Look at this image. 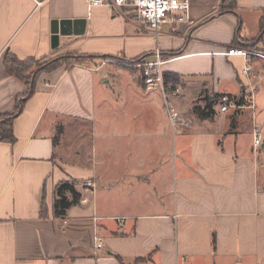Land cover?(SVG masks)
Listing matches in <instances>:
<instances>
[{"label":"crops","instance_id":"0c3cea01","mask_svg":"<svg viewBox=\"0 0 264 264\" xmlns=\"http://www.w3.org/2000/svg\"><path fill=\"white\" fill-rule=\"evenodd\" d=\"M234 1L233 10L219 13L220 0H192L186 20L153 34L105 7L87 10L85 0H0V114L24 91L4 70L6 53L20 60L86 56L40 72L14 118L16 140L0 141V264H264V142L255 149L250 133L233 130L245 100L237 112H220L218 99L237 102L251 92L264 125V105L255 98L264 88L263 57L224 54L259 36L264 53V0ZM53 20L63 29L55 47ZM155 49L165 59L163 73L179 75L184 97L193 88L194 96L202 93L200 105L181 111L169 98L174 88H164L166 100L189 114L187 130H170L165 100L158 88L145 87L141 71L118 78L93 63L153 60ZM210 102L212 115L194 114ZM85 135L88 166L74 160L81 144L73 152L72 144L62 145ZM70 178L81 182L80 202L54 218V185ZM87 180L89 196L81 190Z\"/></svg>","mask_w":264,"mask_h":264},{"label":"built area","instance_id":"2783aa9c","mask_svg":"<svg viewBox=\"0 0 264 264\" xmlns=\"http://www.w3.org/2000/svg\"><path fill=\"white\" fill-rule=\"evenodd\" d=\"M192 0H85L87 10L94 7H105L106 9L116 12L120 15L132 17L144 26L148 27L153 34H157L163 24L184 21L188 18V8ZM224 54H237L243 57L256 55L264 58V54L252 52L247 49L234 48ZM153 60L140 57L138 67L140 68L143 82L149 88L159 87L164 90L163 70L161 68L163 60L158 50H155ZM248 68L242 70L247 73ZM166 94L164 95V97ZM219 99V111L226 112L231 108L239 107L233 98L222 94ZM165 100L166 115H168L169 127L173 131H181L191 127L190 120L181 115L168 100ZM249 106H253V103ZM263 135L253 134L252 143L254 148L262 145ZM100 244L101 238L97 239Z\"/></svg>","mask_w":264,"mask_h":264},{"label":"trees","instance_id":"16d2710c","mask_svg":"<svg viewBox=\"0 0 264 264\" xmlns=\"http://www.w3.org/2000/svg\"><path fill=\"white\" fill-rule=\"evenodd\" d=\"M228 0H220L219 5H218V12L223 13L226 11H229V9L233 10L232 8L235 5L234 0H229L230 6L227 8H224V5H226ZM232 5V6H231ZM208 18H205L202 20L205 21ZM200 23V22H199ZM261 23V29H264V25L262 21L260 20ZM260 39V36H259ZM258 39V40H259ZM258 40H254L253 44L255 45L258 43ZM252 44V45H253ZM250 45H244L243 48H247ZM242 47V46H241ZM178 52H173L171 55H175ZM65 56H70V58H77V61H80L81 58L86 57L83 55L80 56H74V55H65ZM64 56V57H65ZM142 57V56H140ZM63 58V57H62ZM3 66L5 72L7 74L12 75L15 77L18 81L22 82L24 84V91L22 94L18 95L14 99V107L11 111H7V113L0 114V141L6 142V143H13L16 138L15 135L13 134L12 130V125L14 118L20 114L22 111V108L24 106V101L29 98L35 91L34 89V84L36 81L37 76L40 74L42 71H50L51 69L62 65L58 63V60H52L51 62H48L44 65L41 66H36L33 68L36 59L30 58V59H17L15 56H13L10 53H6V55L3 58ZM140 59V58H138ZM180 81V77L178 74L175 73H163V85L164 88H175L177 86V83ZM245 99L241 97V99L237 100V105L239 106L240 104H244ZM212 102L206 104L203 107H194L193 112L196 114L199 118H207L210 115H212ZM238 107L234 109V112H237ZM233 114L231 117V123L230 125L233 124ZM81 182L70 178L69 180H63L54 185L53 188V202H52V208H53V217L54 218H64L66 211L70 208V206L76 205L80 202L81 199V192L78 190V186ZM40 216L45 217L46 216V208L44 207V202L43 200L40 203ZM214 236L212 237L211 244L214 245ZM119 261L120 258L119 256H116Z\"/></svg>","mask_w":264,"mask_h":264},{"label":"rangeland","instance_id":"374dc122","mask_svg":"<svg viewBox=\"0 0 264 264\" xmlns=\"http://www.w3.org/2000/svg\"><path fill=\"white\" fill-rule=\"evenodd\" d=\"M230 6V2L229 0L227 1L226 5H224V8ZM232 6V5H231ZM264 25V12L262 13L261 15V19H260ZM164 25V24H163ZM254 43V42H253ZM253 43H251L250 46H248L246 49L247 50H250L252 52H256V53H263V50L261 51V47L257 48V43L254 45ZM253 44V45H252ZM157 50V49H155ZM73 55L72 53H62V54H58V55H54V56H50V57H42V58H36V62L34 64V66H32L33 68H35L37 65L38 66H41V65H44L48 62H51L52 60H58L57 62L60 63V64H70L74 61H77L78 59L77 58H70V56H65V55ZM65 56V57H64ZM75 56V55H74ZM253 57H257V58H260L259 56H254L252 55ZM63 57V58H62ZM162 58V56H161ZM264 59V58H262ZM162 60L164 61L165 59L162 58ZM138 61L139 59H126V58H123L122 56H110V57H99V58H96V61L93 62L94 65L95 64H105L107 69L109 68L110 71L112 72L111 75L113 76H117L118 78L120 77H126L127 75H134L136 77H140V68L138 67ZM165 62V61H164ZM163 62V63H164ZM162 68V66H161ZM264 77V76H263ZM143 79V78H142ZM264 80V78H263ZM182 83V81H180ZM145 84V83H144ZM143 84V85H144ZM192 86L194 87H197L196 86V83H191ZM264 84V82H263ZM145 87H146V84H145ZM148 87V86H147ZM160 92H161V95H162V98L163 100L166 98V96L164 97V95L166 94L165 90H161L159 87H157ZM196 89V88H195ZM193 88L192 91H194L193 95H191L189 98H187L188 96L184 97V94H183V89H181V87H175L174 90H172L173 92H171L169 94V98L171 101H173L175 103V105L178 107V110H181V111H189L190 109V106L195 104V105H200V103L202 102L201 98L203 97L202 96V93L199 94L196 93V95L194 96L195 94V90ZM244 94V93H243ZM237 96L239 94H236ZM171 96V97H170ZM245 96V95H244ZM255 98H257V101H259L260 105H264V88H262L261 90H256L255 91ZM245 101L247 102V105H246V109L242 110L241 115H238L235 119V124H236V127L233 129L235 133H240V134H245V133H250L251 135V139L253 137V134L256 133V134H260L261 136L264 134V125L263 123L261 122H258L257 118L255 117V113H254V109L252 110L253 107L251 106H248V101L251 102L250 105L252 104V100L253 98L251 97V92H247V97L244 98ZM249 99V100H248ZM201 101V102H200ZM248 107V108H247ZM248 111H251L253 114L251 116V119L249 120V116H250V113ZM187 114V113H186ZM161 115V114H160ZM182 115V114H181ZM189 115V114H188ZM187 115V116H188ZM186 119L189 117L183 115ZM162 117V115H161ZM191 119V118H190ZM189 119V120H190ZM190 123H191V126L193 125L192 124V121L190 120ZM169 125V123L167 122V126ZM190 128V127H189ZM188 128V129H189ZM171 130V129H170ZM184 130V129H181V131ZM187 130V129H186ZM232 130V129H231ZM227 128V131H231ZM100 132V130H99ZM173 133H177L178 131H173ZM101 133V132H100ZM69 136V135H67ZM66 136V137H67ZM65 137V138H66ZM72 138V139H71ZM71 138H67L65 141L67 142L66 144L62 143L63 146H67V144H72V148H70V152H73V150H80V144L82 147H84L82 150V153L79 155V156H76L75 157V161H81V162H85L84 165L88 166L87 163L90 161V158H88V162H87V155H86V152L88 151L87 147L85 145H88L87 141H89V138L88 136H83L81 139L82 141L78 142V138L75 137H71ZM99 142V146L102 144V139H97V143ZM62 148V147H61ZM254 148V147H253ZM260 147H258L257 149H259ZM151 149V148H150ZM256 149V148H255ZM261 149V148H260ZM60 151L57 150L56 151V154L58 155ZM69 151H66L64 152V156L67 157L68 154H70ZM102 149H100V154H102ZM148 152V145L144 144L143 145V153L146 155ZM72 154V153H71ZM67 160V159H65ZM83 187L81 186V190H85L84 192H86V194L89 196L91 193L88 191L89 190V187L93 186V183L90 182L89 180L85 181L83 183ZM102 194V191H98V205L101 206L102 204V198H101V195ZM133 198V197H132ZM138 199V198H137Z\"/></svg>","mask_w":264,"mask_h":264},{"label":"water","instance_id":"95a60500","mask_svg":"<svg viewBox=\"0 0 264 264\" xmlns=\"http://www.w3.org/2000/svg\"><path fill=\"white\" fill-rule=\"evenodd\" d=\"M57 21L56 20H53L52 23H51V46L52 47H55L58 45V39H59V35L60 33L63 32V29L61 28L59 30V28L57 27ZM63 22H60V26L62 25ZM263 142H264V138H263Z\"/></svg>","mask_w":264,"mask_h":264}]
</instances>
